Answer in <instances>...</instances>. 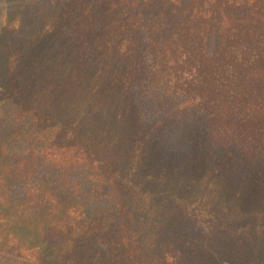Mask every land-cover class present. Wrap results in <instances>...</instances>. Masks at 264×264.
<instances>
[{
    "label": "trees",
    "instance_id": "1",
    "mask_svg": "<svg viewBox=\"0 0 264 264\" xmlns=\"http://www.w3.org/2000/svg\"><path fill=\"white\" fill-rule=\"evenodd\" d=\"M0 264H264V0H0Z\"/></svg>",
    "mask_w": 264,
    "mask_h": 264
}]
</instances>
